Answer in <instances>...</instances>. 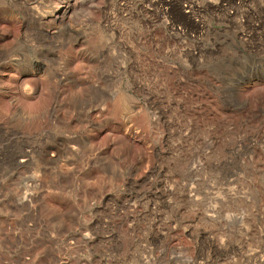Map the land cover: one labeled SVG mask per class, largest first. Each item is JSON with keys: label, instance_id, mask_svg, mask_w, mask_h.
Wrapping results in <instances>:
<instances>
[{"label": "rangeland", "instance_id": "374dc122", "mask_svg": "<svg viewBox=\"0 0 264 264\" xmlns=\"http://www.w3.org/2000/svg\"><path fill=\"white\" fill-rule=\"evenodd\" d=\"M170 4L0 0V264H264V0Z\"/></svg>", "mask_w": 264, "mask_h": 264}, {"label": "built area", "instance_id": "2783aa9c", "mask_svg": "<svg viewBox=\"0 0 264 264\" xmlns=\"http://www.w3.org/2000/svg\"><path fill=\"white\" fill-rule=\"evenodd\" d=\"M104 13L105 15L103 18V25L108 30H112L116 25L115 22L117 21V15L115 14L113 8L111 7H106ZM188 13H190V10L188 11ZM52 16H56V12H53ZM171 29L173 31H176L177 34H181L184 32L182 28L180 27L177 28V25L175 24L172 25ZM124 45L122 47L126 51L127 47H125ZM195 51L196 50L194 48L189 49V52H191L192 54H194ZM123 53L124 52H121L120 55H122ZM10 64H12V62H10L8 65ZM15 117H17L16 114ZM24 145L25 146L18 147L12 144L10 151L6 150V152L8 153H0V182H3L7 176V178L10 179L11 182L10 185L12 186V188H15L17 190V188L22 187V189L16 191V193L13 195V198L11 200L12 201L16 200L19 203H28V205H30L35 198L39 197V195L37 196L38 194L37 191H40V187L42 188V186L48 185L50 184V182L48 183L47 181L43 182L39 179L38 170L40 168L37 169L39 165L34 164V162L31 161L35 153V149L30 147V145L29 146L27 144ZM21 150H24V155H22L21 157L26 159L22 160L20 159V156L14 155V153L19 152ZM70 165L72 166V169H74L75 166H77L73 163H70ZM55 166L56 164L50 165L48 166V169L53 170L56 168ZM20 168H24L23 173L19 172L18 169ZM0 196H2L1 193ZM30 207L34 208V206L31 205ZM31 208L30 211L33 212Z\"/></svg>", "mask_w": 264, "mask_h": 264}, {"label": "bare ground", "instance_id": "6f19581e", "mask_svg": "<svg viewBox=\"0 0 264 264\" xmlns=\"http://www.w3.org/2000/svg\"><path fill=\"white\" fill-rule=\"evenodd\" d=\"M174 2L176 3L177 0H170V3H171V4H173ZM171 4H170V5H171ZM198 6H199V5H198ZM66 25H67V24H66ZM66 25H65V27H67ZM9 61H10V60H9ZM13 62H14V61H13ZM12 65H13V64H12ZM19 65H20V64H19ZM18 68H19V67H18ZM20 70H21V69H20ZM33 72H34V71H33ZM23 73H24V72H23ZM22 117H23V119H25L24 116H22ZM53 164H55V163H53ZM53 164H52V165H53Z\"/></svg>", "mask_w": 264, "mask_h": 264}]
</instances>
